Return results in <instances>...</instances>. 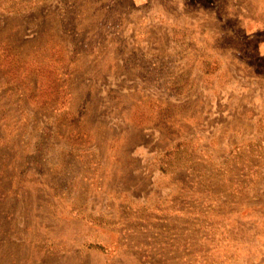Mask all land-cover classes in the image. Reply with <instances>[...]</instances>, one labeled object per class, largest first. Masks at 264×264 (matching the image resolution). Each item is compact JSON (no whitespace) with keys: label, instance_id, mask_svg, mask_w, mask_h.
Masks as SVG:
<instances>
[{"label":"rangeland","instance_id":"rangeland-1","mask_svg":"<svg viewBox=\"0 0 264 264\" xmlns=\"http://www.w3.org/2000/svg\"><path fill=\"white\" fill-rule=\"evenodd\" d=\"M0 264H264V0H0Z\"/></svg>","mask_w":264,"mask_h":264}]
</instances>
